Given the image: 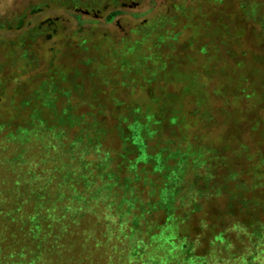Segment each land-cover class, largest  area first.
<instances>
[{"label":"rangeland","instance_id":"374dc122","mask_svg":"<svg viewBox=\"0 0 264 264\" xmlns=\"http://www.w3.org/2000/svg\"><path fill=\"white\" fill-rule=\"evenodd\" d=\"M157 55L170 71L156 78L150 99L145 89L148 82L144 81L155 75V60L150 58ZM262 55L264 0H0V117L17 115L20 120L27 116L34 109L19 110L18 104L30 99V95L37 97L32 93L35 81L58 70L72 74V85H85L83 92L71 96L67 84L68 93L60 92L57 98L59 110H65L71 101L102 97V91L112 94L106 84L116 78L130 86L142 85L133 96L149 113L154 110L155 99L164 93H169L166 99L177 97L183 123L178 126L172 120L153 122L150 116L143 129L135 130L134 141L143 160L149 158L148 144L160 148L165 142L181 151L187 145L198 144L227 157L224 162L228 167L222 165L216 179L212 174L210 179L214 181L199 176L181 180L184 174L185 178L191 174L186 176L185 163L181 162L165 191L172 193L178 183L187 181L185 193H202L206 203L192 222H202L210 235L212 226L219 221L214 210L225 209L228 193H245L246 198L253 193L252 198L264 201V178L256 180L250 175L248 188L238 189V181L227 178L229 174L243 176L248 157L264 148V125L261 129L258 126L264 121V99L256 93V88L264 90ZM142 56L149 60L139 68L140 75L131 73L129 65L139 66L136 63ZM88 60L100 65L99 69L108 76L88 77ZM190 82L196 86L195 91L185 93ZM239 89L245 93H238ZM203 99L207 101L203 110L206 118L200 114L191 117L197 101ZM157 130L162 135L153 141ZM77 131L70 130L73 134ZM47 136L0 138V189L7 187L4 179L12 180L16 188L23 171L50 176L55 158L67 163L65 153L69 151L67 156H71L74 151L67 147L69 138ZM20 152L27 158L16 162ZM63 165L62 171L67 164ZM23 180L31 182L33 178ZM12 189L4 193H12ZM240 217L229 213L224 224L233 241L231 246L239 248L248 243L245 236L241 238L240 225L233 226Z\"/></svg>","mask_w":264,"mask_h":264},{"label":"trees","instance_id":"16d2710c","mask_svg":"<svg viewBox=\"0 0 264 264\" xmlns=\"http://www.w3.org/2000/svg\"><path fill=\"white\" fill-rule=\"evenodd\" d=\"M150 59L155 60V75L144 82H148L145 89L151 99L154 93L150 89L156 85V78L170 69L164 67L160 55ZM148 60L142 56L136 63L139 66L129 65L131 73L140 75L139 68ZM260 60L264 66V55ZM87 64L91 68L88 77L107 75L93 61ZM71 76L58 70L36 80L32 93L38 96L30 95V99L18 104L19 110H34L20 120L17 115L0 117V138L61 135L69 138L67 147L74 150L71 156H67L69 151L65 153L67 163L54 159L50 176L23 171L16 188L12 180H3L7 187L0 189V264H264V201L252 198L253 193L247 198L245 193H228L225 209L214 210L219 221L212 226L210 235L202 222H192L206 203L202 193H185L187 181L178 183L172 193H165L181 162L185 163L186 176L191 173L186 178L184 174L181 180L199 176L214 181L220 167L227 166L224 154L207 147L204 150L198 144L187 145L181 151L165 142L160 148L148 144L149 158L141 159L134 141L135 130L143 129L150 116L153 122L172 120L173 125L180 126L184 118L177 97L166 99L169 93H164L155 99L154 110L149 113L133 96L142 85L130 86L116 78L106 84L112 94L102 91V97L71 101L65 110H59L57 98L60 92L68 93L67 84L71 96L84 90L83 83L72 85ZM195 88L190 82L185 93ZM238 93L245 91L239 89ZM256 93L264 99V90L256 88ZM33 102L37 103L32 106ZM206 106L207 101L198 100V110L190 116L200 114L204 118ZM263 125L264 121L258 126L261 129ZM75 128L77 133L70 132ZM160 135L157 130L153 141ZM15 157L16 162L27 158L22 152ZM63 164L67 165L62 171ZM242 175L229 174L227 178L238 181L237 189L248 188L250 175L256 180L264 178V148L248 157ZM8 188L13 192L4 193ZM238 208L243 209L236 213ZM229 213L242 215L233 223L240 225L241 238L248 240L240 248L231 246L233 241L224 228Z\"/></svg>","mask_w":264,"mask_h":264}]
</instances>
